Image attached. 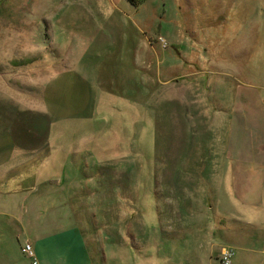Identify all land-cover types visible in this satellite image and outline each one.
<instances>
[{"label": "rangeland", "instance_id": "374dc122", "mask_svg": "<svg viewBox=\"0 0 264 264\" xmlns=\"http://www.w3.org/2000/svg\"><path fill=\"white\" fill-rule=\"evenodd\" d=\"M253 93L264 107V0H0V264L79 236L91 264H221L226 247L264 264V178L226 155ZM216 175L249 195L229 201L240 229Z\"/></svg>", "mask_w": 264, "mask_h": 264}, {"label": "crops", "instance_id": "0c3cea01", "mask_svg": "<svg viewBox=\"0 0 264 264\" xmlns=\"http://www.w3.org/2000/svg\"><path fill=\"white\" fill-rule=\"evenodd\" d=\"M253 95V114L251 111L247 115L248 122L245 121L246 114L242 112L244 110L243 106L238 108V110L236 111L237 114L231 119L226 142V155L230 163L236 164V166L250 169L248 176L259 175L263 176L264 178V107L261 106L260 102H258V104H254L255 101L258 100V98L256 93H253ZM239 97L240 101L244 103V95L242 93H239ZM234 102L235 98L232 100V109L234 107ZM214 179L215 183L218 185L217 191H219L220 194L223 195L221 196V199H219V203L216 204V206H222L224 210L218 208V210L220 209L218 213H226L225 210H228L226 214L230 218V220L228 217H226V219H224V217L221 218V221L224 222L222 225L225 226L227 230L228 226L231 227L230 229H240V227L238 226L240 219L238 218L237 214H233V212L230 211V209L233 210L236 205L229 203V201H232L234 204H236L233 200L234 198L237 200H242V198L245 199L249 195H245L241 198L234 192L233 197L232 183L225 184L223 179L217 175ZM244 183L245 182H242V184ZM245 186L247 187V191H254L253 188H255L256 185L253 182L249 181L243 185V187ZM259 186L260 187L258 189L260 190V188H262L264 191V179H262V181L259 183ZM207 191H209V189H207ZM255 198L256 196L254 195V199ZM206 202L204 203L205 205H208L207 207L209 208L210 202L208 200ZM242 203L245 204L244 202ZM224 207H226L227 209ZM210 208L213 209L212 205H210ZM229 223L230 225H228ZM226 225L228 226L226 227ZM218 228L220 227L218 226ZM79 239L81 243L77 247L74 254L71 253V249L66 244V242L68 241H66L63 237H51L49 240L40 239L39 241L34 243V245L32 244V246L38 261H40V264H70L69 262L73 264H91L92 259L91 256L88 255L87 247L85 243H82L83 239L80 236Z\"/></svg>", "mask_w": 264, "mask_h": 264}, {"label": "built area", "instance_id": "2783aa9c", "mask_svg": "<svg viewBox=\"0 0 264 264\" xmlns=\"http://www.w3.org/2000/svg\"><path fill=\"white\" fill-rule=\"evenodd\" d=\"M22 252L33 260V264H37V258L35 256L33 247L29 243H25L21 248ZM235 254V251L232 247H226L222 250L220 255L221 264H231L232 258Z\"/></svg>", "mask_w": 264, "mask_h": 264}, {"label": "trees", "instance_id": "16d2710c", "mask_svg": "<svg viewBox=\"0 0 264 264\" xmlns=\"http://www.w3.org/2000/svg\"><path fill=\"white\" fill-rule=\"evenodd\" d=\"M132 4H136V0H128Z\"/></svg>", "mask_w": 264, "mask_h": 264}]
</instances>
